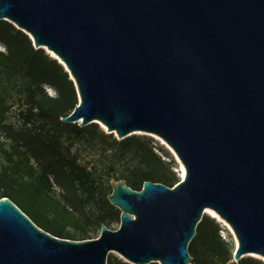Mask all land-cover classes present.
Wrapping results in <instances>:
<instances>
[{"label":"water","instance_id":"obj_1","mask_svg":"<svg viewBox=\"0 0 264 264\" xmlns=\"http://www.w3.org/2000/svg\"><path fill=\"white\" fill-rule=\"evenodd\" d=\"M0 19L68 72L61 118L118 139L161 138L184 175L172 187L110 181L119 227L72 240L0 198V264H189L205 210L230 227L232 261H264V0H0Z\"/></svg>","mask_w":264,"mask_h":264},{"label":"trees","instance_id":"obj_2","mask_svg":"<svg viewBox=\"0 0 264 264\" xmlns=\"http://www.w3.org/2000/svg\"><path fill=\"white\" fill-rule=\"evenodd\" d=\"M0 45V198H9L45 231L84 240L95 238L102 225L120 223V210L107 198L112 179L124 180L133 190L145 181L176 183L172 160L161 159L150 138L133 134L118 139L98 123L62 122L77 104L68 72L45 49L35 48L26 33L1 19ZM45 197L61 209V220L37 208L35 199ZM219 230L212 218L202 217L188 245L189 264H264L251 257L232 261L233 247ZM106 264L130 263L110 253Z\"/></svg>","mask_w":264,"mask_h":264},{"label":"rangeland","instance_id":"obj_3","mask_svg":"<svg viewBox=\"0 0 264 264\" xmlns=\"http://www.w3.org/2000/svg\"><path fill=\"white\" fill-rule=\"evenodd\" d=\"M0 49H2V46L0 45ZM46 51V50H45ZM47 52V51H46ZM48 53V52H47ZM46 90H47V93L50 94V95H54V91L53 89L49 88V87H46ZM11 119H15L14 117H12ZM100 126V124H98ZM101 127V126H100ZM104 129V128H103ZM105 130V129H104ZM136 135H140V136H146L148 138L151 139V142H152V145H153V150L154 152L159 155L161 157V159L165 160V161H171L172 160V163H171V168L172 170L174 171L175 173V176L177 178V181L181 180L182 179V176H181V163L179 161V159L177 158V156L172 152L171 149H169L160 139L158 136L154 135V134H150V133H137ZM176 181V182H177ZM20 181H18L17 183H13L14 185H17L19 184ZM58 193V190H55V196L56 194ZM46 200H43V198H36V206L37 208L41 211V212H48L51 215L53 216H56L58 218V220H61L62 217L60 215V213L62 212L61 209L58 207V205L56 204V202L54 203L51 199H47L45 197ZM55 199V197H54ZM24 204L26 206H28V209H30L32 212H35V209L30 206V204L28 203V200H25L23 201ZM64 215V214H63ZM203 216H208L209 218H212L214 220L215 223L218 224L219 226V234L221 236V238L229 241L233 247V251H234V248H235V242H234V236L231 232V230L221 221H219L218 219L216 218H213L211 217L210 215H208L207 213L204 214ZM119 227V223L118 222H112L108 225V228L112 229V230H115ZM99 232H97L96 234H94L93 236H95V238L97 236H99ZM93 239V238H92ZM113 255L117 256L118 258H121V256L119 254H117L116 252H113L112 253ZM246 257H251V258H254V259H259L261 260L259 257L255 256V255H252V254H246L244 255V258ZM122 259V258H121Z\"/></svg>","mask_w":264,"mask_h":264},{"label":"bare ground","instance_id":"obj_4","mask_svg":"<svg viewBox=\"0 0 264 264\" xmlns=\"http://www.w3.org/2000/svg\"><path fill=\"white\" fill-rule=\"evenodd\" d=\"M169 149H171L161 138H159ZM172 150V149H171ZM172 152L174 153V151L172 150ZM175 154V153H174ZM183 175H184V168H183V166H182V164H181V176L183 177ZM205 212L208 214V215H210L211 217H213V218H216V219H218L219 221H221V222H223L229 229H230V227H229V225L215 212V211H213V210H211V209H206L205 210ZM231 230V229H230ZM253 255H255V256H257V257H260V256H258V255H256V254H253Z\"/></svg>","mask_w":264,"mask_h":264}]
</instances>
